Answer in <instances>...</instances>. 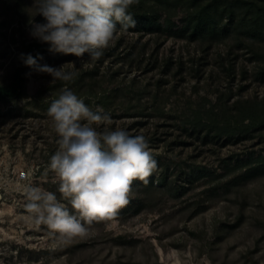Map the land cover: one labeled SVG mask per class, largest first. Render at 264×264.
Instances as JSON below:
<instances>
[{"label": "rangeland", "instance_id": "374dc122", "mask_svg": "<svg viewBox=\"0 0 264 264\" xmlns=\"http://www.w3.org/2000/svg\"><path fill=\"white\" fill-rule=\"evenodd\" d=\"M7 1H12L8 2L11 7L17 4L14 0H0V84L9 81L25 44L36 40L30 35L29 24L35 16L31 9L33 0H23L20 15ZM213 2L149 0L148 6L156 7L153 19L161 30L152 34L154 36L141 38L142 43H147V51L139 55V64L130 66L128 62L119 71L122 64L106 60L100 66L99 76L87 78L88 84H84L81 91L83 97L90 99L88 105L95 108L101 106L99 98L105 89L131 87L128 96H121L115 102L116 107L109 111L111 126L119 123L133 134H143L152 154L170 167L169 181L177 188L182 186L183 177L179 178L178 173L181 169L192 166L221 169L231 156L264 155V109L258 124L249 128L246 139L237 144L201 148L205 152L195 156V147H198L195 140L188 146H179L176 140L180 136L187 139L180 125L185 114L193 116L203 98L211 101L207 102L206 110L217 106L218 95H231V99L226 100L230 105L239 99L264 101V0H239L233 13L227 10V0H218V7L214 5L210 11L218 23L220 39L214 40L211 46L206 41L203 43L201 36L191 41L190 33L195 24L191 20L204 14V9ZM34 19L37 23L44 22L42 16ZM188 26L190 32H183ZM255 30L262 38L253 36ZM123 36L125 45L118 54L140 37L116 33L105 49ZM211 37L212 34L207 33L208 41ZM228 52L237 57L234 76L224 70L228 65L220 66L219 55ZM54 54L50 52L43 58L53 55V59H57ZM172 57L174 65L163 74L164 64ZM179 57L185 61L184 70L179 74L182 76H174L179 71L176 65ZM192 58L196 61L192 62ZM156 59L161 66L152 69ZM74 61L76 66L69 67L77 73L93 66L92 63L80 67V61ZM198 62L203 64L199 80L192 68ZM40 63L60 66L66 61ZM114 71L118 73L111 79ZM52 80L48 74L29 69L25 97L0 103V264H53V261L55 264H264V176L222 195L210 192L206 182H202L203 186H191L185 193L175 194L166 188L147 198L140 214L125 220L93 223L88 234L66 245L51 247L52 240L45 226L28 220L23 189L29 184L50 191L58 188L54 173L47 170L49 158L57 148V135L47 109L61 82L52 83ZM159 80L169 81L164 86L165 91H157ZM139 93L149 107L145 112L147 118H132L121 111L126 103L137 106ZM205 112L207 119L209 113ZM216 118L211 119L213 124ZM137 120L143 124L134 127ZM22 171L27 174L25 180L18 179ZM159 173L154 174L157 179ZM203 207H206L203 212L191 216ZM240 217L241 223L231 228Z\"/></svg>", "mask_w": 264, "mask_h": 264}, {"label": "clouds", "instance_id": "9594fccd", "mask_svg": "<svg viewBox=\"0 0 264 264\" xmlns=\"http://www.w3.org/2000/svg\"><path fill=\"white\" fill-rule=\"evenodd\" d=\"M131 0H33L31 9L44 22L29 21L30 35L49 45V51L75 55L80 67L103 56L117 31L135 25L129 13ZM24 65L36 73L65 82L47 109L57 135L55 152L47 170L58 180L57 192L38 185L23 189L28 220L45 226L56 248L88 234L95 221L116 215L129 202L136 180H145L156 168L143 134H133L116 123L102 106L85 103L68 86L77 75L75 61L60 66L41 64L42 56L20 54ZM55 264V261H53Z\"/></svg>", "mask_w": 264, "mask_h": 264}, {"label": "trees", "instance_id": "16d2710c", "mask_svg": "<svg viewBox=\"0 0 264 264\" xmlns=\"http://www.w3.org/2000/svg\"><path fill=\"white\" fill-rule=\"evenodd\" d=\"M14 1H16L17 4H15V6L13 7L8 4V2L12 1H7V4L10 5V8H12V10L15 9L16 12L19 13V15L22 14L20 7H22L21 4L23 3V0ZM148 2L149 0H131L128 11L133 16L135 25L130 26L127 29H122L118 22L117 31L114 33L116 34L119 32H125L126 34L138 35L140 37L130 43V46L124 47V49H122V53L118 54L119 50H121V48L125 45L126 41L124 36L121 38L119 37L116 44H114L110 48L103 50L102 57L92 62L93 66L90 70H81L77 73L76 77L71 82L73 83L72 85H70L71 88H74L75 91L77 90L81 92L84 88V84H88L87 78L94 79L95 77L99 76L100 66L103 65L106 60H111L114 64H122L119 71L122 70L124 65H126L128 62L130 66L139 64V55H142L147 51V43H142L141 38L145 36H154L152 34H155L161 30V26L158 25L156 20L153 19L154 15L156 14V10L154 11L156 7H149L147 4ZM238 2L239 0H227V10L233 13ZM217 4L218 0H214L212 4H209L208 7L204 9L203 13L207 17H205L204 14H201L191 20V23L195 21V24L190 33L191 41L197 39L198 36H201V38H203L201 39L203 43H205L204 41H206L208 42L209 46H211L216 40L220 39L221 33L218 28V23L213 20L212 13L210 11V8H212V6L214 5L217 6ZM226 13L227 12L225 11V14ZM225 14H223L222 17H224ZM190 28L191 27L188 26L183 32L189 33ZM259 32H261V34L263 35V29H260ZM207 33L212 34V37L209 38L210 41L207 40ZM252 34L256 38H262V35L257 34L256 30L252 31ZM256 38L254 39L257 40ZM21 53L31 54L39 59V56L43 57V55H47L48 53H50L49 45L46 43H41L36 39L34 41L27 42L25 44L24 50ZM20 54L14 66V69L11 72L9 81L5 84H0V103L18 101L25 97L28 83V72L30 68L22 63ZM232 54L233 52H228L227 55H219V57L221 58L219 60L220 66L225 68V66L228 65V68H225L224 70L229 73L230 76H234L233 73L237 62V57H232ZM54 55L57 59H53L52 55V57L47 56L46 59L44 57L43 60H39V62L47 60L51 61L54 64H57L63 61H80V59L75 55H65L60 53H55ZM178 59L179 60L177 61L176 65L179 68V71L177 70L174 76H182L179 74L182 73V70H184L185 66V61L182 60V57H179ZM195 61L196 60L192 58V62ZM158 63L159 60L156 59L154 65L152 66V69H154L155 67H160L161 65ZM164 65L165 67L163 70V74H166L169 70H171V66L174 65L173 57L168 59V61ZM202 65V63L198 62L197 66L192 67L194 72L196 73L195 76L198 80L203 74V71L201 69ZM113 73L114 74H111V79H114L115 75H117L118 72L114 71ZM167 83L169 84V81L159 80L157 82V91H165L164 86H166ZM64 84L65 82L61 81L59 82L58 87L62 88ZM92 84L94 83L92 82ZM130 88L131 87L127 85L124 88L115 87L112 89H105V91H103V94L99 98V104H101V106L109 112L116 105V100H119L121 96H128V94L131 92ZM83 95V93L79 94V96L84 98L85 103L88 104L90 99H86L85 97H83ZM227 97L218 95L216 97L217 106H210L208 110H206L207 102L210 103L211 101L203 98L202 103H200L201 105L198 106V108L195 109L192 113L193 116L185 114L186 118L182 121L180 128L183 129L185 133H187V139H181L182 136L176 138L178 145H192L193 140H195L198 144V147H195L194 155L200 156L205 152V149L201 148L209 147L210 149H212L214 147H217L218 145H221L223 147L227 146L228 144H237L241 141H244L246 139L247 133L249 132L248 129L254 128L261 119V113L264 109V101H261L258 98L247 101L239 99L234 101L233 105H230L229 101L226 100L229 98L231 99V95L228 98ZM155 98H158V95H156ZM148 108L149 107H147V103L143 102V94L139 93L137 106H129L126 103L124 104V107L121 108V111L132 118H147L145 112H147ZM160 111H162V109H160ZM205 111L209 113L207 119L205 118V115H203V112ZM214 117H217L215 124H213L211 121V119H214ZM142 124L143 122L137 120L133 126L136 127ZM153 156L157 161V165L152 174L147 177L146 181L136 180L133 182L129 194L128 204L120 208L116 215L108 218L107 220H125L129 217L140 214L141 211L145 209L146 199L151 195L153 196L159 192H162L163 189L166 188H168L170 192L175 194H178L181 191V193H185L191 186H194L196 184H201V186H203V184L206 182L208 184L205 185L209 186L208 190L211 188L210 192L212 191L216 195H222L231 193L235 188L245 187L254 180H257L260 177L264 176V155L261 154L259 155V157L231 156L224 161L225 164L221 167V169L216 168L215 170H212L194 166L181 169V171H178V173L180 172L179 178L183 177V180L180 181L182 183V186L177 188L174 182L169 181L171 175L170 167L163 163L165 162L163 159L158 158L154 154ZM159 170H161L160 173ZM156 173L160 174L158 179L156 175H154ZM148 193L149 196H147ZM57 195L59 197L60 193L57 192ZM205 209L206 207L199 208L191 216H196L197 214L203 212ZM103 221H95L93 223ZM241 221L242 218L238 223L233 224L231 228H236L241 223Z\"/></svg>", "mask_w": 264, "mask_h": 264}, {"label": "built area", "instance_id": "2783aa9c", "mask_svg": "<svg viewBox=\"0 0 264 264\" xmlns=\"http://www.w3.org/2000/svg\"><path fill=\"white\" fill-rule=\"evenodd\" d=\"M27 177L26 172L22 171L19 175H18V179L19 180H25Z\"/></svg>", "mask_w": 264, "mask_h": 264}]
</instances>
